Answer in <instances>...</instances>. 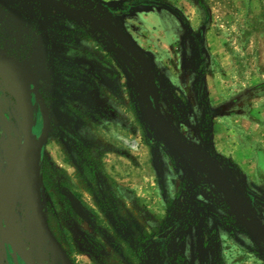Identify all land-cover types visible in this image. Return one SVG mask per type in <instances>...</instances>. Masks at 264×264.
<instances>
[{
	"label": "rangeland",
	"instance_id": "obj_1",
	"mask_svg": "<svg viewBox=\"0 0 264 264\" xmlns=\"http://www.w3.org/2000/svg\"><path fill=\"white\" fill-rule=\"evenodd\" d=\"M73 1L140 48L151 111L218 160L240 206L264 232V0ZM209 31L224 47L222 64L206 44ZM0 51L23 58L46 100L44 208L74 264H264V242L200 189L208 184L224 199L221 181L188 154L194 178L162 141L149 138L137 105L142 68L123 48L102 43L44 0H6ZM113 52L134 73L132 81ZM202 64L214 74L209 95H199ZM16 77L0 70V176L25 136ZM35 121L39 138L38 106ZM30 181L28 166L15 199L5 190L14 199L16 231L37 264H65L41 230ZM18 256L0 238V264H20Z\"/></svg>",
	"mask_w": 264,
	"mask_h": 264
},
{
	"label": "water",
	"instance_id": "obj_2",
	"mask_svg": "<svg viewBox=\"0 0 264 264\" xmlns=\"http://www.w3.org/2000/svg\"><path fill=\"white\" fill-rule=\"evenodd\" d=\"M48 1L61 11L81 21V18H78L73 10L68 8L65 4L57 0ZM149 2L157 5H165V3L157 0H149ZM83 17L90 20L96 26L104 28L114 35L120 36L121 38L119 42L121 45L141 65L143 74L138 84L137 105L144 121L152 131L150 139L155 137L162 141L168 147L170 153L178 157L185 165L189 173L193 176L196 175V169L192 166L188 154L192 155L195 159L206 165L208 169L221 181L224 197L238 222L252 235L255 240L264 242V232L256 224H254V222H252V220L241 208L230 183L229 177L222 169L218 160L210 152L201 148L197 144L181 138L178 132L167 125L158 113L151 111L146 93L147 82L150 78L148 64L141 51L133 43L132 39L124 31L102 18L86 12L83 13ZM108 38L111 40L109 35ZM114 56L124 69L128 79L132 81L133 74L127 64L118 54L115 53ZM8 66L13 67L20 76V104L25 136L21 147L0 176V238L3 245L6 243L10 244L12 250L22 258L25 264H37L30 250L16 231L12 207L20 180L29 166L33 206L36 209L41 230L51 242L54 250L58 252L63 262L65 264H74L62 243L53 233L49 225L41 190L40 155L42 146L46 142L50 131L49 111L37 86L36 80L32 76L26 64L13 55L0 53V70L5 72ZM33 95H35L37 100L40 101V108L43 113V133L39 138H36L33 132V126L36 122L35 111L37 109V105L33 100ZM7 186L10 187L14 198L11 205H9L10 207H8L5 198V190Z\"/></svg>",
	"mask_w": 264,
	"mask_h": 264
},
{
	"label": "flooded vegetation",
	"instance_id": "obj_3",
	"mask_svg": "<svg viewBox=\"0 0 264 264\" xmlns=\"http://www.w3.org/2000/svg\"><path fill=\"white\" fill-rule=\"evenodd\" d=\"M45 2H47L49 5H51V6H53L55 9H57V10H59V12H61L62 14H65L66 16H68V17H70L71 19H73L74 21H76L77 23H79L83 28H85L86 30H89L90 31V33L95 37V38H98L99 40H101V42L102 43H111L112 45H114L115 47H120V48H123L124 49V47L121 45V43L119 42V40H120V38H118V36L117 35H114L113 33H111L110 31H108V30H106V29H104V28H101V27H98V26H96L95 24H93L90 20H87L85 17H83V13H90V14H92V15H95V16H97V17H99V18H102V17H100L99 15H97V14H95V13H93V12H88V11H85V10H82V11H80L79 10V8L81 7L79 4H77L75 1H73V0H57V1H59V2H61V3H63V4H65L68 8H70V9H72L73 10V12L76 14V16L78 17V18H81V21H79L78 19H75V18H73L72 16H70V15H68L67 13H65V12H63V11H61L60 9H58L57 7H55L52 3H50L48 0H44ZM0 2H1V4H3V5H5L6 4V0H0ZM178 15H180L178 12H176ZM102 19H104V18H102ZM104 20H106V21H108L107 19H104ZM109 22V21H108ZM109 23H111V22H109ZM112 25H114L113 23H111ZM114 26H116V25H114ZM117 28H119L118 26H116ZM119 29H121V28H119ZM122 30V29H121ZM122 31H124V30H122ZM125 32V31H124ZM126 33V32H125ZM127 34V33H126ZM108 35L111 37V40L108 38ZM128 35V34H127ZM114 36H116V37H114ZM129 36V35H128ZM120 37V36H119ZM194 38H195V35L193 36ZM195 40V42H196V50H197V52L198 53H200V44L198 43V39H197V37L194 39ZM134 43V42H133ZM135 44V43H134ZM136 45V44H135ZM137 46V45H136ZM138 47V46H137ZM138 49L140 50V48L138 47ZM50 50H51V47H50ZM125 50V49H124ZM126 51V50H125ZM141 51V50H140ZM127 52V51H126ZM0 53H4V54H9V55H13V56H15V57H17V58H19L21 61H23L25 64H26V62L23 60V58L22 57H20V56H16V54L15 53H13V52H3V51H0ZM118 54L117 52H113L112 53V55H113V57L115 58V56H114V54ZM141 53L143 54V52L141 51ZM127 54L128 55H130V53H128L127 52ZM119 56H120V54H118ZM131 56V55H130ZM144 56V55H143ZM132 58H134L133 56H131ZM120 58H122L121 56H120ZM123 59V58H122ZM135 59V58H134ZM199 59V58H198ZM115 60L118 62V60L115 58ZM136 60V59H135ZM123 61L126 63V61L123 59ZM137 61V60H136ZM199 61H200V59H199ZM138 62V61H137ZM119 63V62H118ZM127 64V63H126ZM139 64V63H138ZM198 64H199V62H198ZM120 65V64H119ZM140 65V64H139ZM26 66H27V64H26ZM121 66V65H120ZM127 66H128V64H127ZM141 66V65H140ZM200 66V65H199ZM198 66V67H199ZM28 67V66H27ZM122 67V66H121ZM128 68L130 69V67L128 66ZM142 68V67H141ZM28 69L30 70V72H31V74H32V76L35 78V76H34V74L32 73V70H31V68L30 67H28ZM123 69V68H122ZM124 70V69H123ZM130 71L132 72V70L130 69ZM125 72V71H124ZM142 72H143V70H142ZM126 74V73H125ZM132 74H133V79H134V73L132 72ZM201 78V77H200ZM132 79V80H133ZM35 80H36V78H35ZM36 83H37V80H36ZM37 86H38V84H37ZM38 88H39V86H38ZM40 90V89H39ZM202 89H201V87H200V89H199V92H200V94L199 95H201L202 94ZM41 92V91H40ZM42 94V93H41ZM203 95V94H202ZM43 96V95H42ZM43 98H44V96H43ZM33 100H34V102L36 103V105L38 106V108L40 109V112H41V115H42V121H43V113H42V111H41V108H40V101H38L37 100V98H36V96L35 95H33ZM45 100V99H44ZM45 102H46V100H45ZM46 105H47V103H46ZM47 108H48V106H47ZM48 111H49V109H48ZM49 115H50V113H49ZM50 127H51V119H50ZM50 132V131H49ZM150 138V137H149ZM152 140V139H151ZM206 150V149H205ZM222 167V166H221ZM196 169V168H195ZM223 169V168H222ZM224 170V169H223ZM225 171V170H224ZM226 173V172H225ZM227 174V173H226ZM193 176V175H192ZM197 178L198 177V173H197V171H196V175L194 176V178ZM230 180V179H229ZM231 183V182H230ZM232 185V184H231ZM202 188V189H201ZM200 189L202 190V191H204V192H208V194H210L212 197L214 196V199H216L217 201H219L220 203H222L224 206H228L229 207V205H228V203H227V201H226V199H225V197H224V194H223V197H224V199H221L220 197H218L215 193H213L211 190H210V188H209V185L208 184H203L202 185V187H200ZM234 190V189H233ZM223 192V191H222ZM235 193V192H234ZM215 194V195H214ZM252 195H253V197H255V198H260V195H258V194H256V193H252ZM230 208V207H229ZM242 208V207H241ZM79 209H80V211H82V213H83V215H87V217L89 216L88 214H86L85 213V211H84V209H81L80 207H79ZM244 211V210H243ZM245 212V211H244ZM234 215V214H233ZM248 216V215H247ZM236 218V217H235ZM10 245V244H9ZM64 247V246H63ZM19 257V262H20V264L22 263V264H24V261L22 260V258L20 257V256H18ZM189 264V263H188Z\"/></svg>",
	"mask_w": 264,
	"mask_h": 264
},
{
	"label": "crops",
	"instance_id": "obj_4",
	"mask_svg": "<svg viewBox=\"0 0 264 264\" xmlns=\"http://www.w3.org/2000/svg\"><path fill=\"white\" fill-rule=\"evenodd\" d=\"M205 41H206L207 46L210 49V52L212 54H214V56H216V58L220 61V64H222L221 60L224 59L225 51H224V47L220 44V39L217 38V36L211 34V32L209 31V34L206 35V37H205ZM225 58H226V56H225ZM223 62H224V60H223ZM198 72H200L199 67L196 68L195 77L198 76ZM202 75L203 76L198 81L199 89L201 87V89L205 91L206 95L207 94L209 95V93H208L209 89L215 90L214 86H212L211 84L209 85V81H211V77H213L214 74L212 73V71L209 68H203V64H202ZM215 83H217V82H215ZM217 89L219 92L222 91V90H220L221 89L220 84H219V87H217ZM210 96L216 97V95L214 93L211 94ZM212 102H217V99H213ZM209 107L211 109L210 105H209ZM211 112L213 113V111H211Z\"/></svg>",
	"mask_w": 264,
	"mask_h": 264
},
{
	"label": "bare ground",
	"instance_id": "obj_5",
	"mask_svg": "<svg viewBox=\"0 0 264 264\" xmlns=\"http://www.w3.org/2000/svg\"><path fill=\"white\" fill-rule=\"evenodd\" d=\"M6 73L16 74V76H17L16 78L18 79V82H20V76H19L18 72L13 67L8 66L7 69H6ZM17 84L20 85V83H17ZM5 198H6L8 206L11 205V202H12L11 200L12 199H10V197H7V196H5Z\"/></svg>",
	"mask_w": 264,
	"mask_h": 264
},
{
	"label": "trees",
	"instance_id": "obj_6",
	"mask_svg": "<svg viewBox=\"0 0 264 264\" xmlns=\"http://www.w3.org/2000/svg\"><path fill=\"white\" fill-rule=\"evenodd\" d=\"M207 110H208V112H209V111H211V110H210V107H209V105H208V104H207Z\"/></svg>",
	"mask_w": 264,
	"mask_h": 264
}]
</instances>
